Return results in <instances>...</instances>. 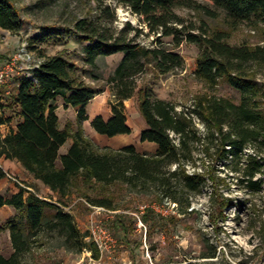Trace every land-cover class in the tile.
I'll list each match as a JSON object with an SVG mask.
<instances>
[{
	"label": "trees",
	"instance_id": "1",
	"mask_svg": "<svg viewBox=\"0 0 264 264\" xmlns=\"http://www.w3.org/2000/svg\"><path fill=\"white\" fill-rule=\"evenodd\" d=\"M115 1L135 13L141 25L147 27L146 34L154 38L151 45L142 44L136 39L142 27L130 22L120 28L113 26L114 9L104 0H97L96 18L74 20L73 32L87 41L88 63L94 64L99 56L123 53L107 79L116 97V102L110 104V115L104 118L98 114L90 120L96 132L109 137L130 133L123 100L134 94L136 78L148 70L164 73L182 69L184 59L175 48L183 42L198 47L195 77L211 89L219 79L225 80L240 93V100L205 92L178 106L156 96L144 83L138 91V110L145 122L139 138L155 143L156 149L139 150L133 143L100 145L83 127L89 119L86 105L98 90L66 57L43 56L29 74L16 77V85L5 100L0 87V126H8L5 133L0 131V157L17 160L55 198L23 186L8 196L0 193V206L14 208L0 224V232L9 231L12 246L9 255L0 251V264H22L35 246L44 247L53 241L55 246L72 252L89 249L97 257L96 243L86 239L87 234L67 208L73 193L85 197L93 206L118 209L113 200L123 193L113 197L103 192L110 186H120L127 194L147 196L158 204L174 203L185 212L192 197L203 189L207 172L212 179L211 167L219 161L231 163V170L238 172L247 186H257L252 178L261 169L256 156L264 147V90L249 64L264 62V45H232L227 42L229 31L210 29L205 21L198 23L177 11L179 7L200 8L216 16V11L202 0ZM205 1L224 9L230 28L243 21L264 25V0ZM0 27L12 31L22 27L13 0H0ZM164 37H170L171 42ZM59 97L75 109V124L60 127L56 113ZM12 106L17 115L15 126L13 115L8 113ZM68 141L67 149L60 152ZM246 148L251 151L245 152ZM198 160L203 161L201 165ZM6 172L0 165V179ZM95 188L103 195L95 197L86 191ZM118 220V226L124 227L123 220ZM142 220L147 219L143 216Z\"/></svg>",
	"mask_w": 264,
	"mask_h": 264
},
{
	"label": "rangeland",
	"instance_id": "2",
	"mask_svg": "<svg viewBox=\"0 0 264 264\" xmlns=\"http://www.w3.org/2000/svg\"><path fill=\"white\" fill-rule=\"evenodd\" d=\"M13 1L22 19V27L18 31L0 27V70L5 72L0 84L3 99H7L15 87L18 75L29 74L30 69L45 55L61 54L72 61L83 79L98 90L86 105L89 119L83 122V127L85 133L100 145L119 147L133 143L139 150L156 149L155 143L140 141L139 138L145 122L138 110V91L144 83L156 96L169 99L178 106L190 103L194 95L205 92L235 102L240 100V93L225 80L219 79L211 89L195 77L198 47L194 43L183 42L175 48L184 59L182 69L164 73L148 70L136 78L138 87L134 94L123 100L126 122L131 128L126 140L119 141L122 139L118 135L97 139L90 120L98 114L104 118L110 115V104L116 102V97L107 79L123 55L116 52L99 56L94 64L86 60L87 41L73 32L72 24L79 17L96 18L99 15L97 0ZM201 2L214 9L216 16L207 15L200 8L179 7L177 11L198 23L205 21L210 29L229 31L227 42L232 45H264L263 24L243 21L230 28L224 9L212 2ZM104 3L114 9L113 26L120 28L130 22L142 27L136 39L151 45L154 35L146 34L147 27L141 25L135 13L115 0H104ZM164 40L171 42L170 37H164ZM249 65L255 80L264 90V62ZM261 101L264 106V98ZM57 105L60 127L67 123L75 124V109L65 105L61 97L57 99ZM15 111L13 106L8 108V113L13 115V126L17 120ZM198 124L202 128L201 123ZM7 130V125L0 126L2 133ZM69 142L60 147V152L67 149ZM259 149L256 159L260 161L261 169L252 178L257 186H247L239 173L231 170V163L219 161L211 167L212 179L208 178L207 172L203 189L192 197L185 212L179 211L174 203L158 204L147 196H132L120 186H110L103 192L113 197L123 193L117 201L113 200L118 209L93 206L85 197L73 193L68 198L67 208L81 231L87 234L86 239L96 243L97 257L89 249L72 252L55 246L53 241L44 247L35 246L24 257L22 264H264V147ZM250 151V148L245 149V152ZM202 162L198 160V164ZM10 163L6 171L14 179L7 177L0 181L1 194L8 196L18 186H23L41 196L55 198L48 187L30 176L20 164L16 161ZM86 191L95 197L103 195L96 188ZM116 213H121V216H116ZM9 215L6 206L0 207V224ZM143 216L146 221L142 220ZM119 218L123 220L124 227L118 226ZM11 250L9 232L1 231L0 251L9 255Z\"/></svg>",
	"mask_w": 264,
	"mask_h": 264
},
{
	"label": "crops",
	"instance_id": "3",
	"mask_svg": "<svg viewBox=\"0 0 264 264\" xmlns=\"http://www.w3.org/2000/svg\"><path fill=\"white\" fill-rule=\"evenodd\" d=\"M13 161H16L18 164H20L17 160H15V159H8V158H4V157H0V165L2 166V168L6 171L7 170V168H9V166H10V162H13ZM20 166H21V164H20ZM22 167V166H21ZM23 168V167H22ZM5 179H7V177L5 176L4 178H2V179H0V181L1 180H5ZM2 206H6L7 208H8V210H9V213L10 214H12L13 212H14V208L12 207V206H9V205H2ZM2 206H0V207H2ZM8 231V230H7ZM9 232V231H8Z\"/></svg>",
	"mask_w": 264,
	"mask_h": 264
},
{
	"label": "bare ground",
	"instance_id": "4",
	"mask_svg": "<svg viewBox=\"0 0 264 264\" xmlns=\"http://www.w3.org/2000/svg\"><path fill=\"white\" fill-rule=\"evenodd\" d=\"M96 134V138L97 139H101V140H104L106 137H107V135H101L100 133H95ZM126 135L127 134H118V136H120V139H122V140H119V141H125L126 140ZM114 136H117V135H114ZM108 138H112V137H108ZM112 141H114V140H112Z\"/></svg>",
	"mask_w": 264,
	"mask_h": 264
},
{
	"label": "built area",
	"instance_id": "5",
	"mask_svg": "<svg viewBox=\"0 0 264 264\" xmlns=\"http://www.w3.org/2000/svg\"><path fill=\"white\" fill-rule=\"evenodd\" d=\"M40 62V59L38 60V62L36 63V65ZM5 72L3 70H0V84L3 82L4 79V75ZM6 177L10 178V179H14L13 176L11 174H9L8 172H6Z\"/></svg>",
	"mask_w": 264,
	"mask_h": 264
}]
</instances>
